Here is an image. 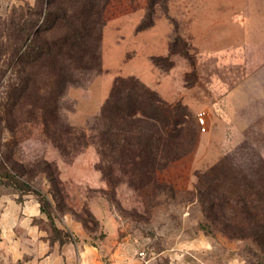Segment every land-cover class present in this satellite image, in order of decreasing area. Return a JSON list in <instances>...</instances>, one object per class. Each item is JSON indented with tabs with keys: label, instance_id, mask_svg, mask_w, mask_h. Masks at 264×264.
Returning <instances> with one entry per match:
<instances>
[{
	"label": "rangeland",
	"instance_id": "374dc122",
	"mask_svg": "<svg viewBox=\"0 0 264 264\" xmlns=\"http://www.w3.org/2000/svg\"><path fill=\"white\" fill-rule=\"evenodd\" d=\"M39 3L0 0L5 42L0 47V188L20 198L49 199L56 225L67 214L81 223L85 237L78 239L99 245L104 264H260L252 240L229 237L208 224L197 185L199 172L225 156L246 171L255 167L258 154L264 158V0H112L102 38L103 68H77L76 80L59 97L60 121L76 127L61 145L48 136L42 117L27 110L8 127L3 107L12 73L5 52L14 40L17 15ZM152 16L153 25L138 29ZM171 49L173 62L162 59L158 68L166 73L172 62L183 71L179 93L187 91L188 101L179 93L169 100L155 90L168 103L187 106V122L198 137L189 154L156 178L153 171H133L129 164L105 159L99 109L116 74L151 82L157 69L150 56ZM199 112L205 114V130L197 125ZM43 160L56 164L65 207L88 228L53 200ZM40 222L52 233L46 215ZM66 232L71 230L61 235Z\"/></svg>",
	"mask_w": 264,
	"mask_h": 264
},
{
	"label": "trees",
	"instance_id": "16d2710c",
	"mask_svg": "<svg viewBox=\"0 0 264 264\" xmlns=\"http://www.w3.org/2000/svg\"><path fill=\"white\" fill-rule=\"evenodd\" d=\"M111 2L42 0L18 13L14 40L5 52H8L5 64L12 72L6 78L10 90L3 103L8 127L12 128V121L20 120L21 111L27 110L42 117L48 136L59 144L75 130V126L60 121L58 100L68 84L76 80L77 68H103L102 38ZM153 23V16L149 20L143 18L138 29ZM3 43L0 39V47ZM173 53L171 49L169 54L153 55L151 59L161 66L162 59L173 62ZM172 62L165 68L172 67ZM187 117V106L181 101L168 103L140 77L118 74L99 111L101 152L105 159H114L120 166L129 164L133 171L147 169L158 178L159 172L189 154L195 146L198 131L195 125L188 124ZM53 123L57 128L52 129ZM257 157V164L249 171L234 164L229 156L223 157L199 172L197 189L208 224L220 226L229 237L252 240L258 249V263L264 264V158L259 154ZM42 164L53 200L64 208L59 170L54 162L43 160ZM38 200L41 211L51 221L50 239L61 243L77 240L72 232L61 235L65 228L56 225L49 211L50 200ZM64 209L88 228L86 220L76 211ZM91 211L85 209V213L94 217Z\"/></svg>",
	"mask_w": 264,
	"mask_h": 264
},
{
	"label": "crops",
	"instance_id": "0c3cea01",
	"mask_svg": "<svg viewBox=\"0 0 264 264\" xmlns=\"http://www.w3.org/2000/svg\"><path fill=\"white\" fill-rule=\"evenodd\" d=\"M167 54L169 52L158 55ZM152 56L150 60L153 63ZM153 65L157 69L155 77L150 79L151 82L141 80L164 98L174 100V93H179V79L183 71L173 65L162 74L158 66ZM114 78L101 105L110 92ZM179 94L182 100L188 101L187 91L182 90ZM44 217L40 202L34 196L24 194L20 198L17 192L0 188V264H104L98 246L78 239L85 237L81 223L68 214L64 215L58 226L71 230L77 240L61 243L58 239H50L49 231L40 222Z\"/></svg>",
	"mask_w": 264,
	"mask_h": 264
},
{
	"label": "built area",
	"instance_id": "2783aa9c",
	"mask_svg": "<svg viewBox=\"0 0 264 264\" xmlns=\"http://www.w3.org/2000/svg\"><path fill=\"white\" fill-rule=\"evenodd\" d=\"M198 123L202 130H205L206 117L204 112H199L197 115Z\"/></svg>",
	"mask_w": 264,
	"mask_h": 264
}]
</instances>
